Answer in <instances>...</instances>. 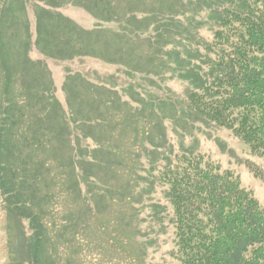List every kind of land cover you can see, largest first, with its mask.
Masks as SVG:
<instances>
[{
	"label": "trees",
	"instance_id": "trees-1",
	"mask_svg": "<svg viewBox=\"0 0 264 264\" xmlns=\"http://www.w3.org/2000/svg\"><path fill=\"white\" fill-rule=\"evenodd\" d=\"M36 1L41 4H33L32 32L28 1L0 0V188L18 198L12 205L30 222V264H50L48 253L58 264H87L75 245L78 239L82 250L101 255L99 247L86 242L85 229L64 217L66 205L69 212L73 200L82 201V193L96 189L112 194L118 227L131 223L130 207L145 197L152 201L161 190L173 211L172 253L179 264H264V208L259 200L231 169L184 145L191 122H201L229 131L264 160V0H83L96 18L117 23V31L102 26L86 31L58 10L63 1ZM203 13L205 20L199 22L194 15ZM147 32L152 46L140 51L138 43L146 40ZM109 42L115 51L107 50V59L116 57L137 72L156 63L159 71L189 83L178 100L168 96L156 101L133 85L122 88L137 105L127 119L137 138L150 146L142 151L124 149L120 132L117 141L113 138L116 153L92 149L90 142L102 146V137L92 132L89 117L73 107V100L81 99L70 92L78 75L66 77L68 112L55 96L47 63L30 54L35 48L57 60L102 58L95 46ZM106 88L105 103L118 116V94ZM88 97L94 100L89 107L102 113V95ZM167 123L182 129H175L180 152L169 138ZM202 126L197 129L206 132ZM144 166L154 168V181L142 194L130 190L127 195L122 175L135 178ZM254 173L264 180V172L255 168ZM119 207L128 212L124 218L115 212ZM102 229L108 243L102 264L139 260L126 252L132 238L115 236L105 219ZM69 249L76 258L68 256Z\"/></svg>",
	"mask_w": 264,
	"mask_h": 264
},
{
	"label": "rangeland",
	"instance_id": "rangeland-1",
	"mask_svg": "<svg viewBox=\"0 0 264 264\" xmlns=\"http://www.w3.org/2000/svg\"><path fill=\"white\" fill-rule=\"evenodd\" d=\"M27 1L31 28L32 32H34L33 23L35 19L33 4L40 2L36 0ZM61 1L64 2V6L58 8V10L86 31L94 30L100 26L108 31H117L119 27L115 22H102L93 14L89 13L88 9L83 6L86 5V2H83V0ZM205 13L202 16L199 15L200 18L197 15H194V17L199 19L200 22L201 20H205ZM189 15H193V13ZM183 22L187 24L185 19ZM194 22L197 23L196 20ZM142 29L145 30L144 27ZM203 33L209 36V31H203ZM150 35L151 32L143 35L146 40L138 43L141 44L138 46L140 51H147L149 49L151 43L148 41V36ZM113 44L111 42L96 44L95 47L102 50V58L84 55L71 59L57 60L44 57L35 48L32 49L30 54L34 60L42 59L47 63L55 85V96L68 112L69 96L64 87L67 80L66 77L68 74H71L72 78L75 74L78 75L79 78L77 79L76 85L70 89V92L71 95L72 93L74 94L73 97L78 96L81 99L78 102L74 99L73 107H77V110L89 117L87 122L94 127L92 132L102 137V146L95 140L90 142L92 149L102 148L106 152L116 153L117 147L113 138L116 137L115 139L117 141L120 132L122 135L119 138L120 140H124V149H134V152L137 149L142 151L144 148H149L150 146L145 144L143 140L141 141L137 138L131 128L130 121L127 119L131 115V109H136L137 105L129 96L130 91L126 94L122 88L126 84L133 85L134 90L148 92L147 94L153 96L156 101L168 96L173 100H178L180 99V95H184V91L188 88L189 83L172 72L170 74L165 69L159 71L160 68H157L158 64L156 63L155 66H147L145 64L144 71L137 72L119 63L115 59L116 57L107 59L105 56H111V53L107 50L115 51ZM151 70L154 71L151 72ZM84 81L89 83L85 84ZM99 85L103 87H99ZM107 85L111 86L112 90L118 94L116 98L118 107L120 108L119 111H121L119 114L121 117L116 115L114 108L109 109L105 103V97L109 95V90L106 88ZM96 86L97 88H95ZM97 89L98 91H95ZM89 93L97 95V98H99L98 95H102V113H98L95 109L89 107V103L94 101L88 97ZM112 112L114 113L111 114ZM101 114L102 117L100 116ZM193 123L191 122L192 127H190L189 132L186 134L187 137H185L184 145L186 147H193L191 150L203 153L209 160L219 162L223 169H231L241 179L243 186L255 195L264 208V180L257 178L254 173L255 168L258 171L264 172V160L253 156L249 148L242 141L235 138L229 131L213 126H202L201 122ZM120 125L126 127V129L120 130ZM199 125L206 128V132H202L203 129L199 131L197 129ZM175 129L182 130L176 128L172 123H167V133L177 153L180 152L182 142L176 135ZM41 155L40 152V156L38 157L40 158ZM143 169L144 171H138L135 178L131 175H122L124 178H127L128 184L126 185L128 187L124 189L127 195L130 190L134 195L136 193L142 194L147 184L154 181L156 173L154 168L144 166ZM48 175L52 177L51 173ZM102 182H106V179L102 178ZM83 189L81 188L80 190L82 191ZM82 195V201H72L73 206L69 209V212H67V205L66 210H63H65L64 217L66 219L72 220L73 224L78 225V228L83 227L85 229L84 235L86 242H92L91 247L97 246L99 250L101 249V252H99L101 255H92L89 250L85 251V248L82 250L79 245V239L76 242L77 244L73 243L79 248V255H82L81 252H83L82 257L87 264H102V250L108 244L105 242L107 241V237L103 236V233L106 234L102 229L104 219L112 229L115 228V236L119 238L126 236V238L133 239V242L129 241L127 243L126 252L134 254L139 260L132 264H179L172 253L176 246L174 227L170 223V217L173 211L171 205L164 199L161 190L151 196L152 201H148L147 197H145L143 203L135 207H130L128 219L131 223L119 227L111 211L110 202H113V196L109 195L112 194H109L108 191L96 189L87 194L82 193ZM16 201H18V198L14 197L12 199V196L8 197L0 188V264H30L33 232L30 228L29 220L13 207L12 204ZM115 212L123 218L125 217L124 214L128 213L125 208L121 207L115 209ZM166 212L167 217H161ZM102 218L104 219L102 220ZM54 219L56 220V217ZM60 248L62 249V247ZM43 249H45V246ZM127 253H123L122 256H125ZM108 255L107 253L105 256ZM68 256H74L72 249H69ZM47 257L49 258L48 263L58 264L55 259L56 256L48 253ZM74 258L76 257L74 256Z\"/></svg>",
	"mask_w": 264,
	"mask_h": 264
}]
</instances>
